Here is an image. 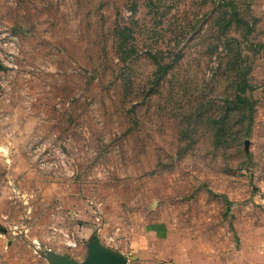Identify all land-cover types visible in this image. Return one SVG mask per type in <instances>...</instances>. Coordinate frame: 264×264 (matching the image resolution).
<instances>
[{"label": "rangeland", "instance_id": "rangeland-1", "mask_svg": "<svg viewBox=\"0 0 264 264\" xmlns=\"http://www.w3.org/2000/svg\"><path fill=\"white\" fill-rule=\"evenodd\" d=\"M154 232L264 264V0H0V264Z\"/></svg>", "mask_w": 264, "mask_h": 264}, {"label": "water", "instance_id": "water-1", "mask_svg": "<svg viewBox=\"0 0 264 264\" xmlns=\"http://www.w3.org/2000/svg\"><path fill=\"white\" fill-rule=\"evenodd\" d=\"M51 264H126V259L122 254L103 246L95 238L87 245L85 259L78 261L65 255H55Z\"/></svg>", "mask_w": 264, "mask_h": 264}, {"label": "crops", "instance_id": "crops-1", "mask_svg": "<svg viewBox=\"0 0 264 264\" xmlns=\"http://www.w3.org/2000/svg\"><path fill=\"white\" fill-rule=\"evenodd\" d=\"M154 234L155 242L151 243V245H146L145 243H142L140 241H138L136 245L134 244V242L131 243V246L133 248L130 249V252L134 253L135 258V260L132 261L131 264H178L175 258H165L166 254L164 252H159V254L156 255V233L154 232ZM158 257L160 259H158Z\"/></svg>", "mask_w": 264, "mask_h": 264}, {"label": "trees", "instance_id": "trees-1", "mask_svg": "<svg viewBox=\"0 0 264 264\" xmlns=\"http://www.w3.org/2000/svg\"><path fill=\"white\" fill-rule=\"evenodd\" d=\"M236 21L239 22V21H242V20H240V19H236ZM165 65H166V64H165ZM158 67H159L160 72H165L167 66H164V64H163V65H160V64H159Z\"/></svg>", "mask_w": 264, "mask_h": 264}, {"label": "built area", "instance_id": "built-area-1", "mask_svg": "<svg viewBox=\"0 0 264 264\" xmlns=\"http://www.w3.org/2000/svg\"><path fill=\"white\" fill-rule=\"evenodd\" d=\"M69 245H75V242H72V243L70 242Z\"/></svg>", "mask_w": 264, "mask_h": 264}]
</instances>
